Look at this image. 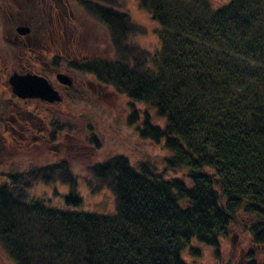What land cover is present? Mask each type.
Wrapping results in <instances>:
<instances>
[{"label": "trees", "instance_id": "trees-1", "mask_svg": "<svg viewBox=\"0 0 264 264\" xmlns=\"http://www.w3.org/2000/svg\"><path fill=\"white\" fill-rule=\"evenodd\" d=\"M28 1L20 0L25 5L13 9V17L22 14V24L30 27L24 40L43 39L44 8L39 0ZM78 2L103 27L110 56L55 55L50 67L88 76L153 109L163 125L143 113L138 136L167 154L165 172L183 176L166 179L150 163L134 167L122 156L90 166L115 199V213L106 216L28 199L35 183L48 185L61 170L69 176L65 165L8 175L0 182V247L10 261L187 264L184 254L200 256L191 242L218 256L220 240L234 225L253 248L264 246V0H230L218 9L209 0H140L158 27L154 53L132 42L143 29L120 10L119 0ZM13 47L15 54L24 50ZM129 107L133 123L140 115ZM49 120L53 136L66 127L54 116ZM66 203L79 205L80 199L72 193ZM245 263L257 264L254 252Z\"/></svg>", "mask_w": 264, "mask_h": 264}, {"label": "rangeland", "instance_id": "rangeland-1", "mask_svg": "<svg viewBox=\"0 0 264 264\" xmlns=\"http://www.w3.org/2000/svg\"><path fill=\"white\" fill-rule=\"evenodd\" d=\"M8 1L0 3V182L7 181L8 175L62 164L69 176L65 170L57 176H64L65 181L57 177L48 185L37 182L27 191L28 199H41L46 207L59 211L110 216L115 213L114 196L110 187L95 179L90 166L122 156L131 166L150 163L166 179L181 178L182 173L164 171L163 157L167 154L157 144L138 136L136 128L143 113L149 115L154 125H163L164 120L153 109L131 103L109 88L98 87L88 76H72L50 67L48 62L55 55L65 59L110 56L103 27L85 14L78 0H39L40 7L44 8L41 18L46 20L47 29L43 39L35 41L24 40L28 35L21 37L15 33V28L24 24L22 14L13 17V9L25 4L20 0ZM209 1L213 9H218L230 0ZM32 2L36 0L27 3ZM119 5L120 10L143 29L132 42L151 53L156 52L158 27L140 7V0H119ZM10 44L14 51V45L23 47V52L15 54ZM26 65L32 71L45 72L44 78L53 87L58 85L55 73L69 75L75 89L64 94L68 95L63 97L68 107L63 103L51 105L16 98L7 83L8 78L15 72L31 73L25 70ZM130 104L140 115L133 123L129 122ZM52 116L66 126L55 136L49 120ZM70 179L75 182L74 187ZM72 193L80 199L79 205L66 203ZM190 246L197 248L200 256L184 254L187 264H246L249 252H254L257 264H264V246L253 248L249 235L239 225L231 228L228 238L220 240L218 256L196 242H191ZM0 264H13L1 247Z\"/></svg>", "mask_w": 264, "mask_h": 264}, {"label": "water", "instance_id": "water-1", "mask_svg": "<svg viewBox=\"0 0 264 264\" xmlns=\"http://www.w3.org/2000/svg\"><path fill=\"white\" fill-rule=\"evenodd\" d=\"M18 36L24 37L30 34V27L19 25L15 28ZM56 81L66 87L72 86V80L63 73L56 74ZM11 93L20 100L37 99L47 104L60 103L62 98L53 85L43 76L33 73H13L8 78Z\"/></svg>", "mask_w": 264, "mask_h": 264}, {"label": "flooded vegetation", "instance_id": "flooded-vegetation-1", "mask_svg": "<svg viewBox=\"0 0 264 264\" xmlns=\"http://www.w3.org/2000/svg\"><path fill=\"white\" fill-rule=\"evenodd\" d=\"M74 60H76V59H74ZM25 70L26 69H28L29 68V66L28 65H26L25 67ZM29 71H31V73H33V74H36V75H39V76H45L46 74H45V72H43V71H32L31 69H28ZM54 70H56V69H54ZM57 73H63V72H57ZM57 73H55V77H56V74ZM63 74H66V73H63ZM67 75V74H66ZM67 76H69V75H67ZM72 80V79H71ZM98 87H101V86H99V85H97ZM101 88H104V87H101ZM54 89L59 93V95L61 96V98H62V100H61V102L59 103V104H62L63 103V97H67L68 95H64V94H68L69 92H72V91H74V89H75V86H74V84H73V81H72V86H70V87H66V86H64V85H61V84H59L58 83V85H55V87H54ZM74 96H69V98H73ZM28 100H34V101H41V100H37V99H28ZM41 102H43V101H41ZM43 103H45V102H43Z\"/></svg>", "mask_w": 264, "mask_h": 264}]
</instances>
